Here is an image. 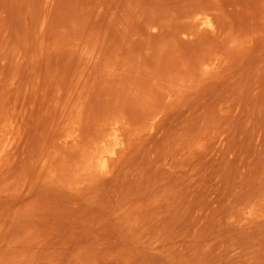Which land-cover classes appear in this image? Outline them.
I'll return each instance as SVG.
<instances>
[{
	"label": "rangeland",
	"instance_id": "obj_1",
	"mask_svg": "<svg viewBox=\"0 0 264 264\" xmlns=\"http://www.w3.org/2000/svg\"><path fill=\"white\" fill-rule=\"evenodd\" d=\"M0 264H264V0H0Z\"/></svg>",
	"mask_w": 264,
	"mask_h": 264
},
{
	"label": "bare ground",
	"instance_id": "obj_2",
	"mask_svg": "<svg viewBox=\"0 0 264 264\" xmlns=\"http://www.w3.org/2000/svg\"><path fill=\"white\" fill-rule=\"evenodd\" d=\"M178 86V85H177ZM155 94V93H154ZM140 105V104H139ZM151 111V110H150ZM134 123V122H133ZM115 133V132H114ZM121 135V134H120ZM78 144V143H77ZM105 146H106V144H105ZM116 154V153H115ZM106 156V155H105ZM102 157V156H101ZM100 157V158H101ZM105 159H106V157H104ZM105 164H107V162L106 163H104V164H102V165H105ZM98 165V164H97ZM95 166V165H94ZM93 168V167H92ZM104 168H106V165L104 166ZM94 169V168H93ZM108 169V168H107Z\"/></svg>",
	"mask_w": 264,
	"mask_h": 264
}]
</instances>
